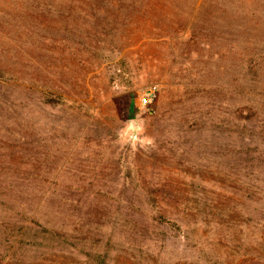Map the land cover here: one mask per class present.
Returning a JSON list of instances; mask_svg holds the SVG:
<instances>
[{"label": "rangeland", "instance_id": "rangeland-1", "mask_svg": "<svg viewBox=\"0 0 264 264\" xmlns=\"http://www.w3.org/2000/svg\"><path fill=\"white\" fill-rule=\"evenodd\" d=\"M235 2L0 0V264H264V18Z\"/></svg>", "mask_w": 264, "mask_h": 264}, {"label": "trees", "instance_id": "trees-1", "mask_svg": "<svg viewBox=\"0 0 264 264\" xmlns=\"http://www.w3.org/2000/svg\"><path fill=\"white\" fill-rule=\"evenodd\" d=\"M234 9L237 15L244 17V15L253 14L254 16H263L264 18V0H236ZM259 25V21L255 22V27ZM238 27H242V23H238ZM2 71L0 70V74ZM165 218H167L165 216ZM166 220L170 221L171 218Z\"/></svg>", "mask_w": 264, "mask_h": 264}, {"label": "built area", "instance_id": "built-area-1", "mask_svg": "<svg viewBox=\"0 0 264 264\" xmlns=\"http://www.w3.org/2000/svg\"><path fill=\"white\" fill-rule=\"evenodd\" d=\"M157 97V86H153L147 92L140 97V103L144 106H148Z\"/></svg>", "mask_w": 264, "mask_h": 264}]
</instances>
